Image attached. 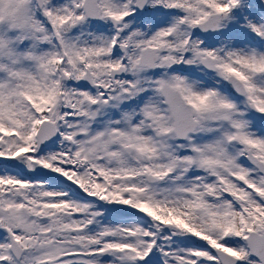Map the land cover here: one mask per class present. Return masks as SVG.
Here are the masks:
<instances>
[{
  "label": "snow or ice",
  "instance_id": "obj_1",
  "mask_svg": "<svg viewBox=\"0 0 264 264\" xmlns=\"http://www.w3.org/2000/svg\"><path fill=\"white\" fill-rule=\"evenodd\" d=\"M0 264H264V0H0Z\"/></svg>",
  "mask_w": 264,
  "mask_h": 264
}]
</instances>
